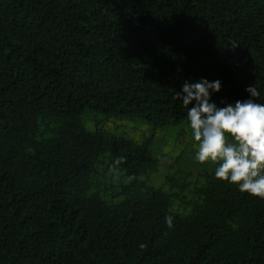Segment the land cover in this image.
Wrapping results in <instances>:
<instances>
[{"label": "trees", "instance_id": "obj_1", "mask_svg": "<svg viewBox=\"0 0 264 264\" xmlns=\"http://www.w3.org/2000/svg\"><path fill=\"white\" fill-rule=\"evenodd\" d=\"M201 78L264 103V0H0V264H264V198L200 170L174 210L148 141L84 125L187 122Z\"/></svg>", "mask_w": 264, "mask_h": 264}, {"label": "clouds", "instance_id": "obj_2", "mask_svg": "<svg viewBox=\"0 0 264 264\" xmlns=\"http://www.w3.org/2000/svg\"><path fill=\"white\" fill-rule=\"evenodd\" d=\"M220 80L185 81L175 98L187 109V122L196 142L195 160L215 165L214 176L237 186L242 193L264 198V103L260 92L249 86L248 99L218 105L213 93ZM168 227L173 217H165Z\"/></svg>", "mask_w": 264, "mask_h": 264}, {"label": "rangeland", "instance_id": "obj_3", "mask_svg": "<svg viewBox=\"0 0 264 264\" xmlns=\"http://www.w3.org/2000/svg\"><path fill=\"white\" fill-rule=\"evenodd\" d=\"M83 121L86 127L94 130L124 135L140 143L148 141L150 151L157 161L152 172L148 177L144 176V179L169 192L179 188L180 195L173 198L174 210H182L187 206V190L201 183L198 180L200 170L205 172L215 169V165L210 162H196V142L191 136L188 122L154 128L152 124L141 119L108 116L94 109H89L83 114ZM100 170L104 171L103 168ZM182 187L185 189L181 190ZM102 193L105 194V191Z\"/></svg>", "mask_w": 264, "mask_h": 264}]
</instances>
